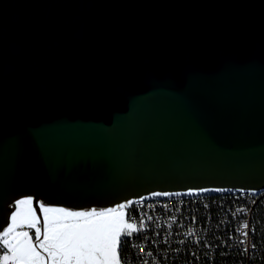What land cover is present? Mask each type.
<instances>
[{"label": "water", "instance_id": "95a60500", "mask_svg": "<svg viewBox=\"0 0 264 264\" xmlns=\"http://www.w3.org/2000/svg\"><path fill=\"white\" fill-rule=\"evenodd\" d=\"M261 190L264 0H0V231Z\"/></svg>", "mask_w": 264, "mask_h": 264}, {"label": "built area", "instance_id": "2783aa9c", "mask_svg": "<svg viewBox=\"0 0 264 264\" xmlns=\"http://www.w3.org/2000/svg\"><path fill=\"white\" fill-rule=\"evenodd\" d=\"M127 212L138 227L143 214L145 224L131 237L128 264H218L229 253L240 255L239 264H264V196L258 191L240 197L195 195L188 202H180V195L137 201Z\"/></svg>", "mask_w": 264, "mask_h": 264}, {"label": "snow or ice", "instance_id": "6c2138e0", "mask_svg": "<svg viewBox=\"0 0 264 264\" xmlns=\"http://www.w3.org/2000/svg\"><path fill=\"white\" fill-rule=\"evenodd\" d=\"M153 195L172 194L157 192ZM37 204L42 216L37 214L32 197L15 201L11 223L0 231V264H128L126 254L122 259L121 245L126 246L128 238L145 227L143 214L139 227L135 218L130 222L127 209L132 207L131 201L88 211L46 206L43 202ZM147 219L152 220V217ZM243 227L248 229L249 225L245 223ZM243 234L247 236L248 232Z\"/></svg>", "mask_w": 264, "mask_h": 264}, {"label": "trees", "instance_id": "16d2710c", "mask_svg": "<svg viewBox=\"0 0 264 264\" xmlns=\"http://www.w3.org/2000/svg\"><path fill=\"white\" fill-rule=\"evenodd\" d=\"M217 196H219V195H217ZM130 240H131V238H128V244L126 246L123 243L121 245L122 259H123L124 255L129 253V251H130V246H129ZM240 260H241V257L238 253H233V254L229 253L227 256L223 255V257H221V260L218 261V264H239ZM174 264H177V262H174Z\"/></svg>", "mask_w": 264, "mask_h": 264}, {"label": "bare ground", "instance_id": "6f19581e", "mask_svg": "<svg viewBox=\"0 0 264 264\" xmlns=\"http://www.w3.org/2000/svg\"><path fill=\"white\" fill-rule=\"evenodd\" d=\"M253 191L249 192H238V193H231V197H240V195H252ZM220 194H209V195H196V196H204V197H211V196H217ZM195 195H181L180 194V202H188L190 201V198ZM258 196H264V190L258 191ZM167 198H178V195L172 194L171 196H167ZM154 200V199H151ZM143 203H148L150 200H141Z\"/></svg>", "mask_w": 264, "mask_h": 264}]
</instances>
